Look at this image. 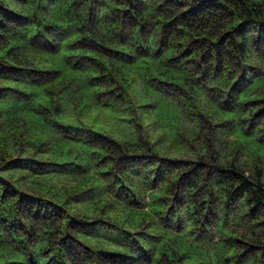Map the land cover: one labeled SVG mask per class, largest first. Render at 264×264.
<instances>
[{"label":"trees","instance_id":"trees-1","mask_svg":"<svg viewBox=\"0 0 264 264\" xmlns=\"http://www.w3.org/2000/svg\"><path fill=\"white\" fill-rule=\"evenodd\" d=\"M0 264H264V0H0Z\"/></svg>","mask_w":264,"mask_h":264}]
</instances>
